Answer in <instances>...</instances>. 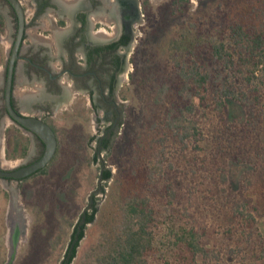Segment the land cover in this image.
<instances>
[{"label": "trees", "instance_id": "16d2710c", "mask_svg": "<svg viewBox=\"0 0 264 264\" xmlns=\"http://www.w3.org/2000/svg\"><path fill=\"white\" fill-rule=\"evenodd\" d=\"M243 1H233L237 11L241 12V18L226 19L218 16L211 23L210 30L219 38L218 42L213 39L211 43L205 42L203 39L213 38L211 32H208L201 36L204 45L197 41L192 50L193 45L187 43L190 51L185 53L181 61H175L166 78L153 86L156 93L149 121L153 129L160 128V135L157 139L149 140L150 133L143 131L133 141L129 166L137 170L134 172L136 177L142 176L144 179L138 191L123 196L118 209L117 237L113 242H106L100 264L212 262L211 252L214 249L209 244L213 236L208 230L215 221L222 233L226 234L231 246L236 245V249L246 246V252L250 254L248 260L245 257L242 261L243 264H264L258 261L259 250L252 251L248 247L254 237L253 230L258 225L257 218L259 214H264V195L258 198L262 209L252 207L257 210L258 215L255 216L251 210L255 198L251 191L248 190L251 193L248 195V191L227 190L230 187L226 175L227 165L233 163L249 166L264 190V158H261L264 154V0H251L252 3L246 0L250 5ZM171 4L182 10L184 4L190 6V0H173ZM147 6L149 1L144 0V13H147ZM247 6V12L243 11V7ZM229 101L240 105L246 114L240 129V125L228 119ZM198 111L211 114L213 124L209 127L202 125ZM51 127L57 134L55 125ZM209 134L215 135L212 142L207 137ZM95 141L96 138L85 131L78 136L72 135L70 140L71 150L75 155L83 157V164L88 167L99 161V151L110 150L113 144L111 138L106 139L99 149L97 140L96 151L91 153L90 146ZM169 142H178L184 151L201 152V164L191 170L195 172L201 169L199 176H202L203 169L211 173L215 168L220 183L215 184V187L210 186L215 181L196 185L187 168L190 179L184 178V182L174 180V188L167 185L161 188L158 184L161 179H157V173L151 166L166 163ZM58 145L55 157L40 177L51 176L53 168L60 164L62 152ZM140 163H143L142 167ZM169 168L172 169V165ZM170 169H164V175ZM100 177L108 184L113 178L112 171L100 167L97 178ZM256 178H246L244 187L251 185ZM189 187L199 189L193 195V202H183L178 190ZM226 191L231 195L225 200ZM105 192L103 186L102 193ZM48 196L52 198L51 188ZM46 199L45 195L40 199L36 197L32 201H25L27 208L37 207L38 218L41 220L45 219L46 212L52 208L51 202H45ZM91 199V211L82 212L77 222L68 213H59L56 244H65L70 234L62 264L72 263L87 225L95 220L98 207L94 195ZM210 220L213 222L210 223ZM44 226L46 231V222ZM258 233L263 236L260 231ZM263 237L261 245H264ZM245 241H249L248 244ZM229 250L231 254L236 253L234 248ZM230 252H226L224 263L231 260ZM261 252V258L264 259V248ZM216 258L219 257L216 255Z\"/></svg>", "mask_w": 264, "mask_h": 264}, {"label": "rangeland", "instance_id": "374dc122", "mask_svg": "<svg viewBox=\"0 0 264 264\" xmlns=\"http://www.w3.org/2000/svg\"><path fill=\"white\" fill-rule=\"evenodd\" d=\"M148 1L147 13H144L142 23L138 25V34L130 51V65L122 82V96L125 103L123 104L121 125L114 136L112 148L101 152L99 161L90 167L83 164V157L75 155L71 150L72 135L78 136L85 131L91 136L93 135L97 141L98 137L105 134L110 122L104 121V115L96 113L92 107L89 109V113L83 114L84 117L80 118L59 115L52 123H56L62 155L60 164L53 168L52 175L47 178L29 179V182L22 185L21 194L17 189V182H7L0 178V231L5 230L3 219L7 216L16 218L18 208L21 210L22 217L26 219L24 223L26 231L18 246L15 247L10 242L8 245H5V242H0V264H62L70 234H68L65 244H56L58 234L56 228L60 223L59 213H68L69 217L77 222L84 210L91 211L89 204L92 195H94V201L96 200L98 213L94 222L87 225L76 257L71 264H100L106 242H113L117 237L118 209L123 196L138 191L144 179L142 176L141 178L136 177L134 172L137 170H133L129 166L133 141L143 131H146L147 134L150 133L149 140L157 139L160 135V128L153 129L149 121L153 107L152 100L156 93L153 86L159 83L162 78H166L172 71L175 61H181L185 53L190 51L187 43L193 45L192 50L197 41L200 45H204L201 36L211 32L210 25L218 16H223L226 19L241 18L240 10L237 11L238 8H235L233 4V1L236 0H190V6L184 4L182 10L171 4L173 0ZM239 1L242 0H237V2ZM249 1L251 2V0ZM245 4L250 5L247 1ZM248 9L247 6L242 10L247 12ZM211 34L210 36L213 38L209 37L203 40L211 43L213 39L218 42L219 38L213 32ZM227 111L229 121L240 125L238 127L240 129L246 119L243 108L229 101ZM197 114L202 125L209 127L213 124L211 114L206 115L201 111H198ZM207 137L211 142L215 140L214 134H209ZM96 141L90 146L91 153L96 151ZM167 151L168 160L165 164L159 166L152 164L151 166L152 170L157 173V179L159 177L161 179L158 183L161 188L164 189L166 185L174 188V180L184 182V178L190 179V175L187 174L188 169H190L196 185L201 183L205 185L210 181H215L213 184L210 183L211 187H215V184L220 183V180L217 179L218 171L215 168L211 173L203 169L202 176H199L201 169L195 172L191 170L197 164H201V152L184 151L178 142H169ZM261 158H264L263 153ZM140 164L142 167L143 163ZM170 165H172V169L169 168ZM100 167L112 171L113 178L108 184L97 178ZM164 169H170V172L164 175ZM249 169V166L242 164L227 165L226 175L230 182V187L227 190L231 188L244 193L248 190L251 191L255 197L252 200L251 208L258 206L261 210L262 205L258 198L264 195V190L256 175ZM251 176L256 179L251 185L244 187L246 178ZM103 186L106 190L105 193H102ZM50 188L52 189V198L48 196ZM202 188L204 189V187ZM198 189L199 187L182 188L178 190V195L183 202H193V195ZM249 191L247 194L251 195ZM14 195L17 198L16 208L12 206L11 200ZM45 195L47 196L45 202H51L52 208L46 212L45 219L41 220L38 218L37 207L27 208L25 201H32L36 197L40 199ZM230 195L229 191H226L225 200ZM161 196L159 197L161 198ZM253 208L251 210L257 216V210ZM39 213H41L40 210ZM211 218L213 219V216ZM45 222L46 231H44ZM211 222L213 221L210 220ZM257 222V228L253 230L254 237L248 247L250 246L252 251L259 250L258 261L264 263V259L261 258V250L264 248V245H261V237L264 236V214H259ZM218 226V222L215 221L208 230V233L213 236V241L209 245H213L214 250L211 252L213 261L207 260L208 262L205 261V264H243L242 261L245 257L248 260V254H250L246 252V246H243L244 243L242 244L243 248L236 249L237 246L234 244L231 246L226 234H223L222 229ZM258 229L263 236H260ZM248 242L245 241L247 244ZM230 248H234L236 253L231 254ZM226 252L228 254L230 252L231 260L224 263ZM216 255L219 258H216Z\"/></svg>", "mask_w": 264, "mask_h": 264}, {"label": "crops", "instance_id": "0c3cea01", "mask_svg": "<svg viewBox=\"0 0 264 264\" xmlns=\"http://www.w3.org/2000/svg\"><path fill=\"white\" fill-rule=\"evenodd\" d=\"M20 1L25 9L27 26L22 43L23 59L17 64L13 102L23 115L40 117L50 126L56 124L52 121L55 122L59 115L79 118L87 114L92 107L89 94L75 88L68 67L84 65L85 45L81 42L85 36L98 42L114 39L119 33L113 13L117 0ZM111 26L114 27L112 32L104 29ZM15 31L13 8L0 0V110ZM32 56L37 57L36 74L28 64V58ZM56 75H61L59 92L48 85V80H53ZM32 138L30 132L3 115L0 120V168L19 167L26 160L28 150L32 152ZM3 220L5 230L0 231V242L14 245L12 220L8 216Z\"/></svg>", "mask_w": 264, "mask_h": 264}, {"label": "flooded vegetation", "instance_id": "af4514ba", "mask_svg": "<svg viewBox=\"0 0 264 264\" xmlns=\"http://www.w3.org/2000/svg\"><path fill=\"white\" fill-rule=\"evenodd\" d=\"M3 1L7 2L6 0ZM13 12L16 21V31L14 34V40H15L17 34V28H18V19L14 9ZM113 13L117 23L116 28L119 30V33L116 35V37L114 39H110V40L105 39L96 42V41H91L85 36V39L81 42V44L85 45L84 46L85 58L83 59L84 65L78 66L76 64H73V66H71L70 68L68 67L75 88L83 89L84 91H86L89 94L93 111H95L96 113H102L104 115L103 120L110 122L108 128L105 131V134L101 135L97 139L99 149L100 147H102L106 139L111 138V140H114V136L121 125L122 110L124 108L123 104L125 103L122 96V88H123L122 82L123 79H125L126 72L130 65L131 58L129 57V53L134 45L136 36L138 34L137 28L138 25L142 23V17L144 16V0H117ZM86 28H87V23H86ZM113 28L114 27L111 26V27H105L104 29L106 31L112 32L114 30ZM21 59H23L22 46L20 50V58L18 59L17 64ZM17 64L15 69V77H16ZM28 64L32 67V70H34L36 74L37 57L32 56L28 58ZM6 76H7V71L5 74L3 90L5 89ZM60 76L56 75L54 76L53 80L52 79L48 80L49 87H51V89L54 90L55 92L61 91V86L59 84ZM14 85H15V78H14ZM13 104L15 108L19 111V108L17 107L15 101L13 102ZM1 111L3 112V115L8 116L4 106L0 110V113ZM3 115L0 114V120L2 119ZM25 116H34V115H25ZM21 128L24 129L23 127ZM31 134L33 137L32 141H34V147L32 148V152L28 150L26 156L24 157V159L26 160L17 168L29 166L40 160L44 155L45 152L44 143L36 135H34L33 133ZM100 154L101 151H99L98 153L99 155L98 159H100ZM46 168L39 170L33 175L28 176L22 180L3 179V178L1 179L7 182L8 181L17 182L18 183L17 189L21 194L22 185L29 182L28 181L29 179L33 180V178H38L40 176H43L42 173ZM14 169H9V170H14ZM11 200H12V206L16 208L17 207L16 196L14 195V198H11ZM91 202H93V199H91L90 203ZM20 211L21 210L18 208L17 209L18 216L16 218H11L10 216H8L11 218L13 224V242H12L13 244H14L15 236L18 237V242L16 246H18L19 239L22 237L23 233L25 234L26 231L24 224L26 219L22 217Z\"/></svg>", "mask_w": 264, "mask_h": 264}, {"label": "water", "instance_id": "95a60500", "mask_svg": "<svg viewBox=\"0 0 264 264\" xmlns=\"http://www.w3.org/2000/svg\"><path fill=\"white\" fill-rule=\"evenodd\" d=\"M6 1L9 3V5H11V7L16 13L18 19V28L16 38L14 40L13 47L11 49V53L8 60L7 76L3 96V106L7 115L12 119V121L36 135L45 145L44 155L37 162L29 166L17 168L14 170L0 168V178L22 180L28 176L33 175L39 170L46 168L49 165V163L55 157L58 149V137L53 128L44 119L35 116H25L21 114L13 104L15 69L17 61L20 58V50L25 36V30L27 25L25 9L21 1ZM99 181H101V177L99 178ZM84 213H86V210H84ZM17 242L18 237L15 236V246L17 245Z\"/></svg>", "mask_w": 264, "mask_h": 264}]
</instances>
